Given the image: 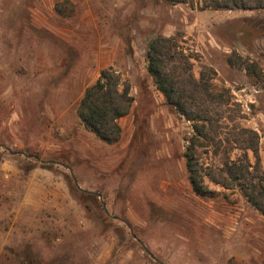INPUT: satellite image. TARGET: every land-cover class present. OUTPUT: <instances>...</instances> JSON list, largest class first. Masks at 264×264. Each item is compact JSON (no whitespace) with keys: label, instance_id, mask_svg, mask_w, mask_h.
<instances>
[{"label":"rangeland","instance_id":"rangeland-1","mask_svg":"<svg viewBox=\"0 0 264 264\" xmlns=\"http://www.w3.org/2000/svg\"><path fill=\"white\" fill-rule=\"evenodd\" d=\"M222 2L0 0V163L23 154L12 157L19 176L0 178V264H264V215L207 176L210 192H193L190 123L145 73L148 41L174 38L190 73L211 76L229 102L210 115L223 144L198 150L201 174L219 178L226 158L243 155L234 147L241 129L257 134L264 170V0L230 10ZM108 68L132 98L112 143L77 115ZM33 167L67 181L63 196L43 200L25 185ZM74 187L94 197L79 201Z\"/></svg>","mask_w":264,"mask_h":264},{"label":"trees","instance_id":"trees-1","mask_svg":"<svg viewBox=\"0 0 264 264\" xmlns=\"http://www.w3.org/2000/svg\"><path fill=\"white\" fill-rule=\"evenodd\" d=\"M165 1L176 4L185 0ZM244 7V0H223L217 6L226 10ZM176 48L178 46L172 37L151 38L145 53V73L151 78L157 91L162 94L165 104L190 123L191 135L187 141L184 159L193 192L198 195L210 192L203 180L207 176L211 182L225 189L238 190L249 205L264 215V170L259 165L258 136L255 132L241 129L237 134L234 147L241 150L243 155L235 160L226 158L219 171V178L212 174H201L198 150L206 153L208 147L212 146L217 153L223 144V140L218 139L217 131L213 130V125L215 128L221 127L217 126L216 121L212 122L210 115L213 111L215 113L220 111L229 102L228 98L212 87L211 76L202 71L196 79L190 73L192 66L190 57L184 54L181 48L178 51ZM176 62H179V66L175 68H181L180 77L175 76L174 70L170 68V64ZM244 65V70L248 73L254 71L253 68L256 66L250 62H244ZM140 85L142 89L148 90L146 82L143 81ZM119 87V80L111 68L101 70L95 83L85 90L77 107V115L84 129L106 143L117 140L120 133L117 120L126 115L132 102L129 87L124 86L121 91ZM249 152L256 159L254 168L249 162ZM250 168H253L252 172ZM71 194L79 201H83L85 197H94L76 187L71 189Z\"/></svg>","mask_w":264,"mask_h":264},{"label":"crops","instance_id":"crops-1","mask_svg":"<svg viewBox=\"0 0 264 264\" xmlns=\"http://www.w3.org/2000/svg\"><path fill=\"white\" fill-rule=\"evenodd\" d=\"M16 155L23 154L21 152H18L17 154L10 152V158H4L2 160V162L0 163V178L4 177L5 179L8 177L10 181H14V178L18 177L20 172H22L21 169L18 167V162L12 158ZM42 169L33 167L28 170V172L26 173L28 174L27 179L24 180L23 183L25 185L30 184L32 189L35 191L41 190L42 196L53 194V197H56V195H58L57 190H60V194L63 196V194L65 193V188L67 187L65 180L63 178L60 180H56V178H53L54 176H52L56 174L50 172V170L48 171L46 169ZM55 184L56 187L54 186ZM45 196L42 197L43 200L45 199Z\"/></svg>","mask_w":264,"mask_h":264}]
</instances>
